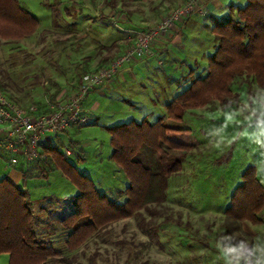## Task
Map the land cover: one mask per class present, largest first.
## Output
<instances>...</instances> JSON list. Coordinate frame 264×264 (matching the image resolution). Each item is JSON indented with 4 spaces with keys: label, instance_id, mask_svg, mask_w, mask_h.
I'll return each instance as SVG.
<instances>
[{
    "label": "rangeland",
    "instance_id": "1",
    "mask_svg": "<svg viewBox=\"0 0 264 264\" xmlns=\"http://www.w3.org/2000/svg\"><path fill=\"white\" fill-rule=\"evenodd\" d=\"M113 1L115 6L122 8L121 13L112 12L109 16L102 13ZM136 1L88 0V6L79 9L78 0H21L38 18L39 28L17 42L0 38V89L6 90L23 108L41 113L49 111L51 102L69 99L76 92L80 77L100 68L110 57L104 47L96 49L95 44L83 41L86 29L93 30L96 25L92 19L87 23L90 4L100 18L106 16L107 22L119 24L125 20L131 23L129 27L134 33L144 27L131 16L133 9L143 10L144 18L150 19L153 14L142 9L145 6ZM71 16L73 19L79 17L80 20H76L78 26L68 22ZM105 31L107 34L108 30ZM132 33L125 46L135 40L136 35ZM97 60L100 64L103 62L102 65ZM203 74L185 70L171 83H176L174 87L179 85L176 88L181 91L180 86ZM152 77L158 89H149V85L144 88L142 83L147 84L148 80L142 77L134 83L128 80V84L125 82L110 94L114 98L111 104L109 98L104 101L103 96H98L93 100L91 96L93 101L101 104L95 111L100 118L97 125L85 126L76 133L75 137L81 143L85 142L86 160L74 157L71 162L79 170L88 171L103 190L125 185L124 179H128L120 176L122 172L111 158V135L107 127L133 119L140 121L144 117L156 121L160 116H166L168 124L191 127L198 145L187 155L182 171L169 179L166 203L153 207L158 210L157 214L143 211L147 232L140 228L141 216L117 220L97 231L75 250H69L65 245L66 236L62 232L53 245L61 252L59 257H65L64 264H264V243L256 242L255 237L251 239L252 235L246 232H252V229L264 232V209L259 214L261 224L245 221L241 229L231 232L226 228L224 214L248 165H256L257 177L264 185V88L245 77L239 83L236 80L233 85L235 92L239 93L236 103L225 106L215 101L206 108L186 111L184 121L175 123L167 118L164 106L169 98L166 96L169 90L165 93V88L161 89L166 77L158 72ZM155 77L159 79L155 80ZM125 93L133 96L135 106L119 102ZM75 137H64L65 144ZM79 150L84 154L82 149ZM6 169L0 160V174ZM71 188L78 192L59 169L48 179L30 180L25 185L35 209L44 197L68 195ZM50 223L60 228V221L55 223L50 216L36 220L43 239H52L48 228ZM257 236L262 238L264 234ZM8 263V254H0V264ZM50 263L56 262L50 260Z\"/></svg>",
    "mask_w": 264,
    "mask_h": 264
},
{
    "label": "trees",
    "instance_id": "2",
    "mask_svg": "<svg viewBox=\"0 0 264 264\" xmlns=\"http://www.w3.org/2000/svg\"><path fill=\"white\" fill-rule=\"evenodd\" d=\"M38 28V18L21 0H0L1 39L17 42ZM212 32L215 50L207 58L205 74L193 77L166 104L167 118L175 123L184 121L186 111L206 108L215 101L225 106L236 103V80L239 83L245 77L264 88V0H247L244 7L237 9L236 16L214 19ZM107 129L111 135V158L128 179L123 201H118L111 191H101L92 177L79 170L57 146L44 149L42 141L43 152L51 154L55 167L78 190L71 197L73 212L61 221L70 230L66 241L69 250H75L117 220L141 216L140 228L147 232L143 211L157 214L153 207L166 203L169 179L182 171L187 155L198 145L191 127L168 124L166 116L156 121L146 117L133 119ZM263 209L264 185L257 177L256 165L251 164L242 172V182L234 189L224 211L228 232L241 229L245 221L261 224L259 214ZM37 219L29 191L7 177L0 179V254L9 255L8 264H53L50 260L54 264L66 263L64 256L59 257L61 252L40 236Z\"/></svg>",
    "mask_w": 264,
    "mask_h": 264
},
{
    "label": "crops",
    "instance_id": "3",
    "mask_svg": "<svg viewBox=\"0 0 264 264\" xmlns=\"http://www.w3.org/2000/svg\"><path fill=\"white\" fill-rule=\"evenodd\" d=\"M86 1L88 0H78V3L76 2V5H79V9H83L82 7L88 6L86 5ZM132 1L137 2L136 0ZM180 1L182 0H139V2H141L146 7H143L142 9L146 11L149 10L151 13H153V19L152 17L150 19L144 18L142 16L143 10L139 11V9H133L131 16L139 21L140 24L144 27L142 29H137L136 31L134 30V33H132L133 29L129 27V25H132L131 23L126 22L125 20L120 21L119 24H116L115 21L107 22L104 18L106 16H101L102 18H100L99 14L95 11V7H93V5L89 3L91 14L87 18V23H90V19H92L94 20L93 23H96V25L93 30H90L89 28L86 29L82 36L83 41L87 42V44H95L94 46L96 49L98 47H104L105 52H109L106 55H108V57L110 56L109 58L111 60L112 58H114V56L116 57L117 55H119L127 47L125 46V43L126 41H129L128 36L130 33L135 34L137 37L138 33L143 29L157 24L165 15V13L174 5H177ZM82 3L84 5H82ZM246 4L247 0H207L204 4L205 7L202 12L195 13L188 17L183 23L177 24V26L173 30L172 35L164 39L162 42H159L155 46L154 52L149 57L135 63L125 65L121 69L117 77H115L101 89L91 92L84 100L85 120L81 124L71 127L65 133L45 137L43 140V148L45 149V146H57L60 150L62 149V151L67 155L70 161L74 157L77 158V160L85 161V142L81 143V141L78 140L75 135L77 132H80V130L85 126L97 125V121L100 116L96 115L95 111L100 108L101 104L98 101L93 100L98 98V96H103L105 98L104 101L108 100L109 98V103H112V100L114 98L110 94L114 93L117 88H121V86H124V83H127L128 80H130L131 82L133 81L134 83L138 78L142 77V79L148 80L147 84L142 83V86L144 88L149 85V89H158V84L156 82L153 83V81L151 80L152 78H154L152 76H155L156 72L164 75L166 77V83L161 87V89L163 90L165 88V93L169 90V93H166V96H168L169 98L164 104V106L166 107V104L169 102V100H172L180 92L176 88L179 85L174 87L176 83L171 82L182 72L188 70L189 72L194 71L198 74H205L207 67V58L215 50V36L212 32V22H214V19H222L229 16L230 14L236 16L237 9L240 7H244ZM109 5L110 6L106 7V10H104V12L102 13H105L107 16L111 15L112 12L121 13L122 8L113 5V2H111ZM80 15L82 16L84 14ZM69 18V23L76 24V26H78V22L76 20H80L78 19L79 17L73 19L71 16ZM126 20L129 19L126 18ZM80 29L84 30L83 28ZM105 30H108V35L106 34ZM93 41L95 43H92ZM108 57H105L104 59H107ZM108 59L104 62L108 61ZM97 61L100 64L99 60ZM102 63L100 65H102ZM158 79L155 77V80ZM80 80L81 77L79 81ZM149 82H151L152 84H149ZM187 86V83L180 86L182 88H180L181 91ZM164 92L162 91V93ZM91 96L94 97L93 100ZM143 98L146 100L147 96L144 94ZM119 102H121L122 105L131 104L132 107L135 106V100L129 93L123 94L119 99ZM71 130H74L75 132L71 134ZM69 135H73L76 139L71 138L70 142L65 144V139L63 138ZM79 149H82L84 151V154ZM0 160L4 162L5 168H8L6 169V172H4L2 175L0 174V179H2L3 177H7L14 183L21 185L24 188L26 183L30 182V180H36L38 178L48 179L51 173H54L56 170H58L54 165L50 153L46 152H44V157L37 162H25L22 157H18V162L12 163L9 160V153L3 148H0ZM84 171L90 175L88 171ZM118 171L122 172L120 173V176L126 177L124 172L122 170L120 171L119 167ZM19 175L20 177H18ZM92 179L94 180L93 176ZM124 182L125 185L110 190H103L104 188H102L101 185L97 187L101 191L113 192V194H116L118 196V201H123L126 198L124 190L128 185V180L126 181L124 179ZM71 190L72 192H70V194L68 195L59 194L51 197H44L41 203H37V217H39L40 219H44L50 216V218H52L55 223H58V221H60V223L58 224L60 228L53 223L48 224V228L50 230L49 234H51L52 236V239L48 241L52 246L56 245L58 240L57 236H59L58 234L62 232H64L66 236L64 240V243L66 245L67 236L70 230L66 228L64 229L61 221L73 212L71 197L76 193L73 188H71ZM246 232H249L252 237H255V240H257L256 242L264 243V237H262L263 239L259 238V236L256 237V235L259 234L263 235V231H256L252 229V232ZM54 236H56L55 239L53 238Z\"/></svg>",
    "mask_w": 264,
    "mask_h": 264
},
{
    "label": "built area",
    "instance_id": "4",
    "mask_svg": "<svg viewBox=\"0 0 264 264\" xmlns=\"http://www.w3.org/2000/svg\"><path fill=\"white\" fill-rule=\"evenodd\" d=\"M205 2L184 0L178 3L157 24L140 31L109 64L85 73L76 92L67 100L51 102L48 112L23 108L0 89V148L9 153L10 162H18V157L27 161L43 158L42 141L45 137L65 133L85 120L84 100L91 92L108 84L125 65L149 57L159 42L172 35L177 24L202 12Z\"/></svg>",
    "mask_w": 264,
    "mask_h": 264
},
{
    "label": "clouds",
    "instance_id": "5",
    "mask_svg": "<svg viewBox=\"0 0 264 264\" xmlns=\"http://www.w3.org/2000/svg\"><path fill=\"white\" fill-rule=\"evenodd\" d=\"M234 251V250H233Z\"/></svg>",
    "mask_w": 264,
    "mask_h": 264
}]
</instances>
